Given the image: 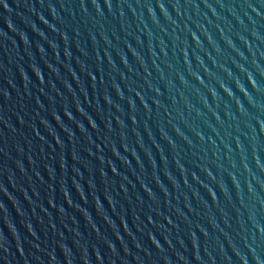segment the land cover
<instances>
[{
    "label": "water",
    "instance_id": "95a60500",
    "mask_svg": "<svg viewBox=\"0 0 264 264\" xmlns=\"http://www.w3.org/2000/svg\"><path fill=\"white\" fill-rule=\"evenodd\" d=\"M0 264H264V0L0 4Z\"/></svg>",
    "mask_w": 264,
    "mask_h": 264
},
{
    "label": "snow or ice",
    "instance_id": "6c2138e0",
    "mask_svg": "<svg viewBox=\"0 0 264 264\" xmlns=\"http://www.w3.org/2000/svg\"><path fill=\"white\" fill-rule=\"evenodd\" d=\"M0 4H5L6 6V0H0Z\"/></svg>",
    "mask_w": 264,
    "mask_h": 264
}]
</instances>
